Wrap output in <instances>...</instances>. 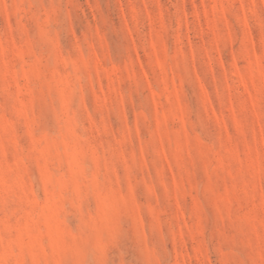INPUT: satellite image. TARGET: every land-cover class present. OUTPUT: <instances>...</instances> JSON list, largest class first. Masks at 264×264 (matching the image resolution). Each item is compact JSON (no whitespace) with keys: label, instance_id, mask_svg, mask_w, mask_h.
Segmentation results:
<instances>
[{"label":"rangeland","instance_id":"obj_1","mask_svg":"<svg viewBox=\"0 0 264 264\" xmlns=\"http://www.w3.org/2000/svg\"><path fill=\"white\" fill-rule=\"evenodd\" d=\"M0 264H264V0H0Z\"/></svg>","mask_w":264,"mask_h":264}]
</instances>
